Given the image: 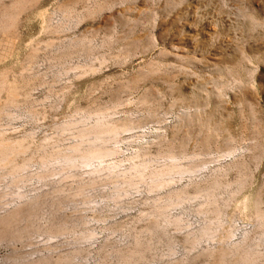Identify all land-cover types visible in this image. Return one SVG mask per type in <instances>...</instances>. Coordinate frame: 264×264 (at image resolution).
<instances>
[{
  "label": "rangeland",
  "instance_id": "374dc122",
  "mask_svg": "<svg viewBox=\"0 0 264 264\" xmlns=\"http://www.w3.org/2000/svg\"><path fill=\"white\" fill-rule=\"evenodd\" d=\"M0 21V264H264V0Z\"/></svg>",
  "mask_w": 264,
  "mask_h": 264
},
{
  "label": "bare ground",
  "instance_id": "6f19581e",
  "mask_svg": "<svg viewBox=\"0 0 264 264\" xmlns=\"http://www.w3.org/2000/svg\"><path fill=\"white\" fill-rule=\"evenodd\" d=\"M105 129H106V131L108 130L107 128H105ZM113 130H114V128H113ZM11 144L12 143H10L8 141H0V165H2V163L4 164L6 162H9L10 159L13 158L12 155L17 154L16 148L13 147ZM104 154H105V150L103 148L99 147L98 145H93V146H90L83 151L82 157L84 156V158H88V159L102 158V156Z\"/></svg>",
  "mask_w": 264,
  "mask_h": 264
}]
</instances>
